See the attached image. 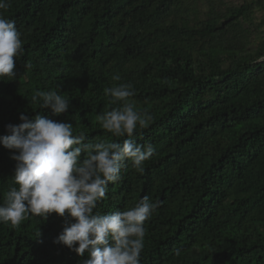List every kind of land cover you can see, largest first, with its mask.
Returning <instances> with one entry per match:
<instances>
[{"label": "trees", "instance_id": "16d2710c", "mask_svg": "<svg viewBox=\"0 0 264 264\" xmlns=\"http://www.w3.org/2000/svg\"><path fill=\"white\" fill-rule=\"evenodd\" d=\"M0 14L24 50L17 77L0 81V136L40 114L85 142L123 143L97 116L118 106L106 87L131 84L135 108L152 116L136 142L155 153L143 173L129 162L95 211L158 203L141 264H264V0H9ZM37 90L61 92L68 113L29 105ZM12 155L0 145V203ZM63 227L55 214L0 224V264H81L86 255L54 243Z\"/></svg>", "mask_w": 264, "mask_h": 264}, {"label": "clouds", "instance_id": "9594fccd", "mask_svg": "<svg viewBox=\"0 0 264 264\" xmlns=\"http://www.w3.org/2000/svg\"><path fill=\"white\" fill-rule=\"evenodd\" d=\"M8 7L9 0H0V9ZM23 51L15 21L0 14V81L17 77L16 62ZM104 94L118 106L99 114L97 120L112 136L126 137L123 143L85 142L83 133L74 134L72 123L40 114L33 118L21 114L19 124L6 126L8 134L0 136V145L13 153L16 165L13 186L0 203V224L17 228L29 216L47 221L55 214L64 218V227L54 243L81 258L86 255L81 264H141L145 224L158 203L144 196L126 211L100 214L95 210L106 198L109 183L121 179L129 162L143 173L154 155L151 143L141 145L135 139L137 129L146 128L152 116L135 108L131 84L106 87ZM29 101L56 116L70 109L69 99L58 91L37 90Z\"/></svg>", "mask_w": 264, "mask_h": 264}, {"label": "bare ground", "instance_id": "6f19581e", "mask_svg": "<svg viewBox=\"0 0 264 264\" xmlns=\"http://www.w3.org/2000/svg\"><path fill=\"white\" fill-rule=\"evenodd\" d=\"M13 1V0H12ZM184 2H185V0H184ZM189 2V1H188ZM197 2V1H196ZM194 3V2H193ZM203 3V2H202ZM22 5V4H21ZM20 5V6H21ZM192 5V4H191ZM185 7V6H184ZM23 10V9H22ZM10 12V11H9ZM168 12V11H167ZM11 13V12H10ZM60 18V17H59ZM63 22V21H62ZM49 23H50V21H49ZM52 23V22H51ZM58 23V22H57ZM195 23V22H194ZM37 24H39V23H37ZM49 26V25H48ZM56 26V25H55ZM64 26V25H63ZM200 26V25H199ZM57 27V26H56ZM92 27V26H91ZM214 27V26H213ZM26 28V27H25ZM53 28H54V25H53ZM38 30V29H37ZM23 31V30H22ZM40 32V31H39ZM32 34V33H31ZM101 36V35H100ZM130 39V38H129ZM134 39V38H133ZM222 40V39H221ZM103 41V40H102ZM202 41V40H201ZM84 43V42H83ZM200 44V43H199ZM81 45V44H80ZM88 46V45H87ZM206 46V45H205ZM205 46H204V48H205ZM92 47V46H91ZM188 47V46H187ZM197 47H198V44H197ZM62 48V47H61ZM84 48V47H83ZM98 48V47H97ZM97 48H95V49H97ZM78 49H80V48H78ZM104 49V48H103ZM142 49V48H141ZM85 50V49H84ZM86 51H88V50H86ZM109 51V50H108ZM146 51V50H145ZM201 51V50H200ZM205 51V50H204ZM113 52V51H112ZM188 53V52H187ZM193 54H195V52L193 53ZM89 55V54H88ZM79 57V56H78ZM82 56H80V58H81ZM107 57V56H106ZM76 58V57H75ZM87 58V57H86ZM93 58V57H92ZM114 58V57H113ZM161 58V57H160ZM192 58H193V56H192ZM82 59V58H81ZM89 59V58H88ZM111 59H112V57H111ZM85 60H87V59H85ZM114 60V59H113ZM163 60V59H162ZM80 61V60H79ZM100 61V60H99ZM158 61V60H157ZM166 61V60H165ZM169 63V62H168ZM168 63H166V64H168ZM178 63V62H177ZM181 63V62H180ZM48 65V64H47ZM192 65H193V63H192ZM34 66H35V64H34ZM195 66V65H194ZM36 68V67H35ZM196 68V67H195ZM21 69V68H20ZM33 69H34V67H33ZM36 69H38V68H36ZM22 70V69H21ZM64 71V70H63ZM96 73V72H95ZM33 74V73H32ZM43 74V73H42ZM79 74V73H78ZM65 75V74H64ZM80 75V74H79ZM141 76V75H140ZM45 77V76H44ZM114 77V76H113ZM40 79V78H39ZM38 79V80H39ZM36 80V79H35ZM158 80V79H157ZM43 81V80H42ZM33 82H35V81H33ZM32 82V83H33ZM38 82V81H37ZM51 82V81H50ZM22 83V82H21ZM26 83V82H25ZM36 83V82H35ZM61 83V82H60ZM117 83V82H116ZM23 84V83H22ZM29 84V83H28ZM52 84V83H51ZM109 84V83H108ZM30 85V84H29ZM33 85V84H32ZM39 86H38V88L41 86L40 84H38ZM36 86H37V84H36ZM44 86V85H43ZM48 86H49V84H48ZM26 87V86H25ZM29 87V86H28ZM52 87V86H51ZM113 87V86H112ZM37 88V89H38ZM33 89H34V87H33ZM52 90V89H51ZM30 97V96H29ZM23 100H25V99H23ZM26 101V100H25ZM28 101H29V99H28ZM22 102V101H21ZM27 103V102H26ZM29 105H30V101H29V103H28ZM22 107V106H21ZM19 108V107H18ZM9 109V108H8ZM12 113V112H11ZM5 262H7V261H5ZM14 262V261H13ZM4 263V262H3ZM28 264L29 263H31V261L30 262H27ZM44 263V262H43ZM53 263V262H52ZM52 263H50V264H52ZM243 264V263H242Z\"/></svg>", "mask_w": 264, "mask_h": 264}]
</instances>
